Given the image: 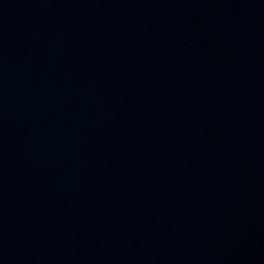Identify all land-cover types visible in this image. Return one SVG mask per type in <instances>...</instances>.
<instances>
[{
  "label": "water",
  "instance_id": "1",
  "mask_svg": "<svg viewBox=\"0 0 264 264\" xmlns=\"http://www.w3.org/2000/svg\"><path fill=\"white\" fill-rule=\"evenodd\" d=\"M0 264H264V0H0Z\"/></svg>",
  "mask_w": 264,
  "mask_h": 264
}]
</instances>
